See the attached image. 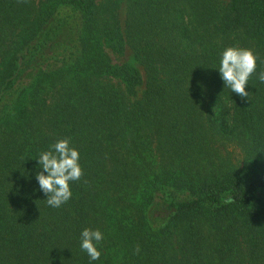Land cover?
<instances>
[{"label":"trees","instance_id":"trees-1","mask_svg":"<svg viewBox=\"0 0 264 264\" xmlns=\"http://www.w3.org/2000/svg\"><path fill=\"white\" fill-rule=\"evenodd\" d=\"M121 2L0 0V264H89L84 228L94 264H264V0ZM226 47L258 57L247 97ZM61 139L83 175L56 209L32 159Z\"/></svg>","mask_w":264,"mask_h":264},{"label":"clouds","instance_id":"clouds-1","mask_svg":"<svg viewBox=\"0 0 264 264\" xmlns=\"http://www.w3.org/2000/svg\"><path fill=\"white\" fill-rule=\"evenodd\" d=\"M257 59L251 49L226 47L219 54V62L215 70L223 83V88L229 89L241 97L249 95L246 92L249 78L257 72ZM258 81L264 84V71L257 74ZM35 160V180L39 191L45 196L47 206L60 208L72 198L71 182L79 181L83 175L80 166V153L70 146L67 139L57 140L49 149L39 153ZM225 203H231L226 199ZM104 239L99 229L84 228L79 235V246L89 258V264H94L101 257L98 248ZM139 251V249H137Z\"/></svg>","mask_w":264,"mask_h":264},{"label":"rangeland","instance_id":"rangeland-1","mask_svg":"<svg viewBox=\"0 0 264 264\" xmlns=\"http://www.w3.org/2000/svg\"><path fill=\"white\" fill-rule=\"evenodd\" d=\"M121 3H122V8L125 9V5H126L125 0H122ZM112 59L116 64H129L142 73V68L139 66L138 63L134 61L133 55L129 50H126V53L121 57L112 56ZM142 91H143V86L138 88L137 93L139 96L141 95Z\"/></svg>","mask_w":264,"mask_h":264}]
</instances>
